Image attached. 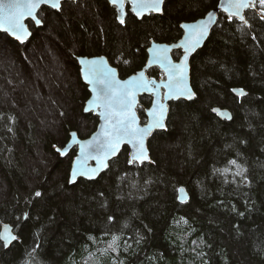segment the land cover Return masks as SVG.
<instances>
[{"label": "trees", "instance_id": "trees-1", "mask_svg": "<svg viewBox=\"0 0 264 264\" xmlns=\"http://www.w3.org/2000/svg\"><path fill=\"white\" fill-rule=\"evenodd\" d=\"M218 2L166 0L162 15L142 21L127 5L121 24L106 0H79L59 12L43 8V25L26 44L0 33L20 64L8 57L0 64V229L8 223L18 238L9 248L0 241V264H264L259 0L246 11L247 24L219 14L191 60L194 99L169 104L166 130L148 142L150 163L130 165L124 149L98 179L70 185L75 150L66 158L55 152L70 131L86 138L98 122L83 114L89 93L77 57L105 56L129 77L145 65L151 42L177 43L181 24ZM172 56L177 61L181 52ZM148 75L163 78L157 68ZM234 88L245 96L236 97ZM150 104V97L140 99L142 123ZM216 107L227 108L232 121L220 120Z\"/></svg>", "mask_w": 264, "mask_h": 264}, {"label": "snow or ice", "instance_id": "snow-or-ice-1", "mask_svg": "<svg viewBox=\"0 0 264 264\" xmlns=\"http://www.w3.org/2000/svg\"><path fill=\"white\" fill-rule=\"evenodd\" d=\"M112 2L120 6L124 3V0H112ZM130 2L133 11L140 15L145 9L159 11L163 0H130ZM259 4L264 7V0H259ZM41 5H49L52 9H59L61 0H0V30L10 33L17 40L23 42L29 35L23 21L26 17H29L36 25H39L41 20L37 18V10L41 8ZM255 6V0H221V7L224 12L228 13L229 18L235 16L245 23L247 21L241 15V11ZM213 22L214 13L209 12L205 20H200L196 24L182 25L187 30L186 36L188 38L196 36L197 39L191 45L188 44L187 39L180 45L184 48V58L180 65L172 64L167 56V47L149 49L153 53L149 64H159L168 75V81L165 84L158 85L154 80L147 79L143 71L128 81L120 82L115 79V70L108 69L104 65L103 58L99 60L82 59L80 63L86 65L85 79L88 80V83L93 84V92L96 93L94 99L88 103L104 109L101 115L105 120V129L102 134L103 139L94 138L93 141L81 144V153L95 152L97 156L93 158H96L102 167H107L100 157L103 156L106 159L108 156L115 155L120 144L127 140L136 149L128 162L131 164L134 161L143 162L147 160L148 156L144 148V139L151 133L152 129L165 127L163 121L166 109L164 104L160 103L159 98H157L153 102V108L149 111V115L152 118L151 123L144 128L139 127L135 111L133 110L136 104V93L150 91L158 97V89L166 87L169 90L167 93L169 98L172 96H187L191 98V90L187 88L185 82L184 70L186 69V64L184 62L187 61L188 55L199 44L200 40L208 34L209 26ZM121 23H123L122 19ZM97 85H102V87L98 88ZM235 91L239 95H244L242 89ZM87 110L86 108L85 111ZM213 111L219 112L217 109H213ZM75 135V133H72L73 137ZM229 163L237 168L240 167L235 160ZM99 170V167L84 170L82 165L80 168L74 166L70 182L75 181L78 175L91 178ZM224 171L227 172L228 169H224ZM236 175H241V173L237 172ZM35 195L40 196L41 193L37 192ZM5 232L8 234L0 233V239L4 240L5 244L16 239L15 236L8 232L7 227H5ZM116 239V237H113V242Z\"/></svg>", "mask_w": 264, "mask_h": 264}, {"label": "water", "instance_id": "water-1", "mask_svg": "<svg viewBox=\"0 0 264 264\" xmlns=\"http://www.w3.org/2000/svg\"><path fill=\"white\" fill-rule=\"evenodd\" d=\"M106 1L108 2V4L110 6L115 8L116 13H117V19H118L119 23H121V19L123 20V23L125 22V19L127 17V5L129 6V11H130L129 13H131L132 16L134 18H136L137 20H141L142 21L143 18L149 16L150 14H153V15H156V16L162 15L163 7H164V4L166 2V0H163V3L160 5V10L159 11H153V10L145 9V10L142 11V14L137 15V13L135 11H133L132 4H131L130 0H124V3L122 5H120V6L114 4L112 2V0H106ZM76 2H79V0H61V7L59 9H52L49 5H41V8L37 10V18L41 20V18L39 17V13H40V11L43 8H48V9L54 11V12H59L62 9V6H63L64 3H76ZM250 9H255V7H250V8L243 9L241 11V15H243L244 18H245L246 11H248ZM209 12L214 13V22L209 26L208 34L206 36H204L203 39L200 40L199 44L188 55L187 61L184 62L186 64V69L184 70L185 82H186L187 88H189L191 90V93H192L191 98H188L187 96H172L171 98H169L167 96V93H168L169 90L166 87H160L158 89V97H157L156 94H154L153 92H150V91H143V92H137L136 93V97H135L136 104H135V107H134L133 110L135 111L136 118H137V125L139 127L144 128L149 123H151L152 118L149 115V111L153 108V102L156 101L157 98H159L160 103L164 104L165 109H166L165 114H164V121H163L165 127L164 128H154V129H152L151 133L148 136H146L145 139H144V148L146 149L148 159L144 160L143 162L134 161L133 163H131V164L129 163V164L130 165H133V164L142 165V164L150 163L151 162L150 161L151 157H150V151H149V147H148V142H149V139L151 138V136L154 133H156V132L159 133L160 131H165L166 130V120H167V117H168V112L170 111L169 110V104L172 103V102L180 101V100L190 102V101H192L194 99L195 93H194V90H193L192 84H191V60L197 54V52L200 51L205 46V43L207 42V40H208L213 28L217 24L219 14H223L224 16L229 18L228 13L224 12L223 8L221 7V0H219L216 8L209 10L203 17H201V18H199V19H197L195 21L183 22L181 24L182 36H181V39L177 43L167 44V43L151 42L149 48L147 49V60L145 61L146 62L145 65L143 66V68L141 70H139L137 73H135L133 75L131 74V76H129V77L121 78L120 75H119L118 69L116 67L112 66L105 56H92V57L80 56V57H77L76 61H77V65H78V68H79L80 78H81L82 83L86 86V89H87V91L89 93V97L87 98V100L84 102V105H83V114H86V115L92 114V115H94L97 118L98 122H97L95 130L90 134V136H88L86 138H80L78 132L70 131L69 132V139H68L67 143L63 147H56L55 148V152L61 158H66L73 150H75V155H74V157L72 159L70 170H69V183H70V185L76 184L79 180H84V181H88V182L95 181L96 179H98V177H100L109 168L110 162H112L113 160L118 158V156L121 154V152L124 149L128 150V158H129V160L132 158V154L136 151V149L133 148L132 144L128 143L127 140H125L123 143L120 144V147H119V149H118V151L116 152L115 155L108 156L106 159L103 158V156L100 157V159L103 161L104 164L107 165V167H102L98 163V160L96 158H93V157L97 156V154L95 152H89V153H85V154L81 153V144H84V143L89 142V141H93L94 138H100V139L104 138L102 134H103V131L105 129V120H104V118L101 115V113L104 111V109L101 108V107H96V106H93V105H89V103H88L90 100L94 99V97L96 96V93L93 92V84L88 83V80L85 79L86 65L81 64L80 61L82 59L99 60L100 58H103L104 65L108 69H114L115 70V79L117 81H120V82L128 81L130 78H132L134 76H137L141 71H143L144 75H145V77L147 79L154 80L155 83L158 84V85L159 84H165L168 81V75L165 72L164 68H162L159 64H156V63L149 64V61L152 59V56H153V53L150 52L149 49H157V48H161V47H167V49H168L167 56L171 60L172 64L180 65L182 63V61H183V58H184V48L181 47L180 45L183 42H185L186 39H187V42H188L189 45L195 43V41L197 39L196 36H192L191 38H188L186 36L187 30L184 27H182V25L196 24L200 20H205L207 18V14ZM231 18L240 20V22L245 23L243 20L239 19L238 17L233 16ZM23 23L27 27V30H28V33H29V35L23 40V42L17 40L10 33H6L3 30H0V33L2 35L7 36L9 39H11L12 41L16 42L17 44L19 43V45L26 44V43L31 41V39L33 37V34H34V30L35 29H39V28L42 27L43 22L41 20V23L39 25H36L35 22L31 18L26 17L24 19ZM123 23H121V24H123ZM245 24H247V23H245ZM175 51H180L181 52V56L179 57V59L177 61L174 60V58L172 56L173 52H175ZM154 68H157L162 73L163 78L156 79V78H153V77H149L148 72L151 69H154ZM97 87L98 88L102 87V85H97ZM181 87H183V86H181ZM235 90H241V89L240 88H234L232 90V93L236 97L245 96V95H239L238 92L235 91ZM243 92H244V94H246V92L244 90H243ZM142 97H150V99H151L150 106L148 108H146L145 112H144V117H145V122L144 123H142V120H141V118L139 116V113H138V107H139V104H140V99ZM86 108L88 109L87 111H85ZM214 109L219 110V112H214L213 110H212V112L220 120H222V121H232L231 120L232 119V114L227 108H218V107H216ZM72 133L76 134L75 137L72 136ZM81 165L83 166L84 170L96 169L98 167H99L100 170L97 173H95L94 175H92L91 178H89L88 176H80V175H78L76 177L75 181L70 182V180H71V172H72L73 167L75 166L77 168H80ZM181 189H183V191H181ZM181 189L179 190L178 198H179L180 202H185V201L188 200L187 191L184 188H181ZM5 227H7L8 232H10L11 235L16 237L15 240H12V241L8 242L7 244H5L4 240L0 239V241L2 242L4 247L5 248H9L12 244H14L16 242V240H18V238H17V235L14 232V228L8 223L3 224L1 226L0 233L8 234V233L5 232Z\"/></svg>", "mask_w": 264, "mask_h": 264}, {"label": "rangeland", "instance_id": "rangeland-1", "mask_svg": "<svg viewBox=\"0 0 264 264\" xmlns=\"http://www.w3.org/2000/svg\"><path fill=\"white\" fill-rule=\"evenodd\" d=\"M0 55H4L3 58H0V64L3 62L6 61L7 57L8 58H11L12 60L14 59L15 62H17L16 58L13 56L14 53L8 51V48L7 47H4L3 44H0ZM32 51L34 50H31L28 52L29 55H31V53H33ZM49 53V52H48ZM9 55V56H8ZM43 55V54H42ZM51 55H53L52 53H44L43 55V65H41L42 67L45 66V65H48L49 61H48V56L49 57H52ZM12 56V57H11ZM18 65H20L18 62H17ZM34 66V67H33ZM40 65H38V63H33L32 64V69H34V71L36 72L37 70H40L39 67H41Z\"/></svg>", "mask_w": 264, "mask_h": 264}]
</instances>
